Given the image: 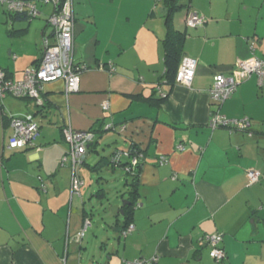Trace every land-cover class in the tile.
<instances>
[{
	"label": "crops",
	"instance_id": "obj_1",
	"mask_svg": "<svg viewBox=\"0 0 264 264\" xmlns=\"http://www.w3.org/2000/svg\"><path fill=\"white\" fill-rule=\"evenodd\" d=\"M135 1L130 8L125 0H74V59L85 67L79 91L67 94L65 81L57 80L44 86L45 106L14 96L0 105V264H82L84 238L94 224L97 243L99 230L115 229L99 248L108 259L97 264L154 256L158 264H264V84L254 74L242 79L221 107L209 95L217 75L241 79V62L264 58V0H178L172 28L184 35L181 56L198 62L189 87L167 74L165 1L159 12L157 0ZM41 6L45 37L52 35L54 9L46 13ZM195 15L205 24L189 28L187 20ZM15 21L28 20L9 16L11 37L29 33L33 20L19 28ZM8 50L15 63L0 68L14 80L42 58L40 50L30 56L15 45ZM105 103L109 110H103ZM217 111L229 119L249 118L250 130L213 129L209 123ZM28 115L35 116L39 136L28 148L9 149L12 119ZM110 123L126 128L103 133L91 146L78 166L84 188L73 194L72 163L63 165L70 148L62 128L101 132ZM132 143L145 154L135 183L112 160ZM120 161L126 165L129 158ZM251 170L262 173L256 184L249 183ZM133 197L134 231L124 237L123 201ZM108 206L119 208V225L115 215L114 222L92 219ZM87 220L91 225L78 241ZM216 234L223 235L226 255L220 262L206 242ZM93 256L88 254L91 264L97 261Z\"/></svg>",
	"mask_w": 264,
	"mask_h": 264
},
{
	"label": "built area",
	"instance_id": "obj_2",
	"mask_svg": "<svg viewBox=\"0 0 264 264\" xmlns=\"http://www.w3.org/2000/svg\"><path fill=\"white\" fill-rule=\"evenodd\" d=\"M47 5L52 3L54 12L49 17V25L52 27V35L44 37L43 53L41 60L28 67L24 71L22 80H14L6 77L3 70L0 69V105L8 96L17 98H32L38 107H42L44 99L42 93L44 86L47 83L57 80H63L66 83L67 94L79 91L80 87V74L85 69L84 66L78 65L74 59V46H75V13L73 0H66L64 3L61 0H0L1 4L7 5L9 12H24L27 11L28 15L32 18H38L40 11L37 3ZM205 24V19L200 16H193L188 18L187 26L189 28H197ZM253 47V46H252ZM241 79L235 77H227L219 74L215 77L214 85L209 91L211 101L217 105L222 106L229 98L232 97L237 90L242 79L256 75L259 79L260 85L264 84V58H253L252 60L241 62ZM198 62L192 57H184L181 61L179 70L176 75V82L185 86H191ZM109 71L115 72V68L109 65ZM103 110H109V104L105 103L102 106ZM209 125L213 129L225 128L229 130L244 131L251 127L249 118L242 120L229 119L221 115L217 111L214 118L210 121ZM12 126L15 134L11 139L8 148L11 150H19L28 148L33 145L39 136L40 128L35 121L34 115L26 117H18L12 119ZM109 126L107 127V129ZM65 141L69 144L70 150L63 158V165L71 162L73 166V178L71 191L73 194L81 195L84 181L81 178L78 166H80L88 154V150L92 142L95 140V134L92 131H75L70 127H65L63 131ZM178 149L184 150V146H178ZM142 156L134 157L132 165L139 164V158ZM167 158H162L161 164L167 162ZM248 179L250 184H256L260 181L262 173L260 171L251 170L248 172ZM42 190L46 191V186L42 185ZM91 225L90 221H86L85 228L78 234V241L84 235L87 227ZM134 231V225H130L123 231V236L127 237L128 234ZM223 235L216 234L206 238L207 244L211 246L212 257L220 262L225 258V252L221 247ZM159 257L152 258H139L134 260H124L122 264H158ZM64 264H67L66 259Z\"/></svg>",
	"mask_w": 264,
	"mask_h": 264
},
{
	"label": "rangeland",
	"instance_id": "obj_3",
	"mask_svg": "<svg viewBox=\"0 0 264 264\" xmlns=\"http://www.w3.org/2000/svg\"><path fill=\"white\" fill-rule=\"evenodd\" d=\"M124 3L127 7H130V8H134L136 6L135 0H125ZM37 4H38L39 8H42L41 3L38 2ZM162 6H163V0H157L158 12L162 8ZM44 8H47L48 11H46V13L47 12L49 13L50 11L51 12L53 11L54 6L52 3H49V4L45 5ZM7 10H8L7 5L0 4V63H1V65H6L9 63L11 65L12 64L14 65V63H15L14 60H16V58L15 57L14 58L9 57V50H8L12 45H15V49H17V50L23 49L25 53L29 54V56L32 55L33 53L39 52V50L43 53L44 37L42 36V32L45 29V26L47 23L45 16H41V17L33 19V22H32V25L30 27V31L28 34H26L24 36H13V37H11L10 32L8 31L9 24L6 22L8 20V17H9L7 14ZM15 25L17 28H19L20 26L27 27L29 25V22L28 21H15ZM51 30H52V27L50 26L49 31H51ZM19 64H20V66H22V64H23L22 59L20 60ZM107 133H111V132H107ZM69 148H70V146H69ZM109 194L111 195L110 199L112 202V200L114 199L113 197L115 195L112 191H110ZM112 204H114V203H112ZM100 209H103V207L100 206ZM105 209L100 214H97L96 212H94L96 214V216H94V218H92V219L95 220L96 222H98L100 219L101 220L104 219L107 221H110V219L111 220L114 219L113 218L114 213L111 211V206H108ZM103 215H105L106 217H103ZM107 221L105 222V225L108 224ZM111 222H114V220H112ZM98 226L96 224H94L93 227L90 228L89 232L86 233L87 237L84 238V241L86 243L85 245L88 247V250H84L83 251L84 254L82 256L80 255V257H81L80 261H82V264H91L90 259H88V254H91V255L94 254L93 257L97 258V261L94 264H97L100 261L98 258H102L105 260L108 259L106 252H105V254L101 253L99 251V248H100L104 239H105V242L110 241L109 240L111 238L110 233L113 236L115 229H113L114 227H110V226L103 228L102 229L103 236L101 234V230H99V232H97V234L100 235V237L98 238L99 243H97V241H95V240H97V238L95 237L96 236L95 232L98 229ZM94 241H95V243H94ZM87 243L90 246H88ZM78 254H79L78 251L73 252L71 254L70 261L72 259H74V256L78 257Z\"/></svg>",
	"mask_w": 264,
	"mask_h": 264
},
{
	"label": "trees",
	"instance_id": "obj_4",
	"mask_svg": "<svg viewBox=\"0 0 264 264\" xmlns=\"http://www.w3.org/2000/svg\"><path fill=\"white\" fill-rule=\"evenodd\" d=\"M65 1L66 0H61L62 3H64ZM164 1H165V7L167 8V14L165 16V22L168 26L167 35H166L165 39L163 40L164 45H165V50H166L165 61H166V65H167V74L169 76H171L172 75L171 73L173 72L174 73L173 77L176 80V75H177L178 68H179L178 64L180 65L181 59H182L180 47L183 44L184 35H183V33L172 28V16L176 11H178L181 8V6L178 4V0H164ZM74 13H75V10H74ZM7 14L13 20L31 21L34 19L28 15L27 11L9 12L7 10ZM75 21H76V17H75ZM81 66H83V65H81ZM0 69L5 72L7 78L10 77L11 74L8 71V69H3V68H0ZM172 69H173V71H172ZM45 105H46V103L43 104V106H45ZM108 126H109V128L107 129ZM64 128L65 127L62 128V133L64 131ZM125 128H126L125 124L117 125V124L110 123V124L103 125L102 129L100 130L101 132H98L96 130L95 131L91 130L95 134V140L90 145L89 150H90L91 146L96 143V141L99 139V137H101L103 135V133H105V132L106 133L107 132H113V133H121L122 132L123 133ZM249 130H250V128L247 130H244V132H248ZM63 138H64V135H63ZM124 155L129 158V163L126 165L120 161V158ZM138 156H142L141 158H139V164L136 166H133L132 160L134 157H138ZM85 159H86V157H85ZM85 159H84V163H85ZM112 160L115 162V164L122 165L124 167L126 174L133 176V182L135 183L136 181H138V177L140 175V169L143 165V162L145 161V154L143 152V149L139 145L132 143L131 148L129 149L128 152H124L123 150H116L113 157H112ZM133 186H135V185H133ZM130 201H131V203L124 208L125 216H126V222H125L123 228H128L130 225H132V222L134 220L133 214H134V206L136 203V199L133 197V199L131 198Z\"/></svg>",
	"mask_w": 264,
	"mask_h": 264
},
{
	"label": "water",
	"instance_id": "obj_5",
	"mask_svg": "<svg viewBox=\"0 0 264 264\" xmlns=\"http://www.w3.org/2000/svg\"><path fill=\"white\" fill-rule=\"evenodd\" d=\"M130 204V202L129 201H123V208H125L127 205H129ZM116 209H119V208H117V207H115V208H111V211L114 213V215H115V224L116 225H119V223H120V220H119V218L117 217V212H116ZM121 215H125V210H122L121 211Z\"/></svg>",
	"mask_w": 264,
	"mask_h": 264
},
{
	"label": "clouds",
	"instance_id": "obj_6",
	"mask_svg": "<svg viewBox=\"0 0 264 264\" xmlns=\"http://www.w3.org/2000/svg\"><path fill=\"white\" fill-rule=\"evenodd\" d=\"M73 2H74V0H73ZM177 83V82H176Z\"/></svg>",
	"mask_w": 264,
	"mask_h": 264
}]
</instances>
